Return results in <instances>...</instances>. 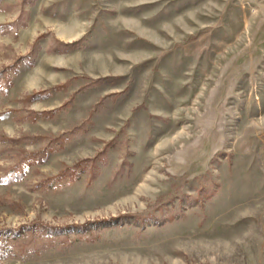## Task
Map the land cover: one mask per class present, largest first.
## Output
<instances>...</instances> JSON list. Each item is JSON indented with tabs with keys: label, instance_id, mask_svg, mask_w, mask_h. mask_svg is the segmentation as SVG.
Returning a JSON list of instances; mask_svg holds the SVG:
<instances>
[{
	"label": "rangeland",
	"instance_id": "1",
	"mask_svg": "<svg viewBox=\"0 0 264 264\" xmlns=\"http://www.w3.org/2000/svg\"><path fill=\"white\" fill-rule=\"evenodd\" d=\"M0 264H264V0H0Z\"/></svg>",
	"mask_w": 264,
	"mask_h": 264
}]
</instances>
